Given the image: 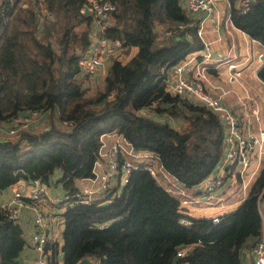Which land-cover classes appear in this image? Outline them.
<instances>
[{"label":"trees","instance_id":"trees-1","mask_svg":"<svg viewBox=\"0 0 264 264\" xmlns=\"http://www.w3.org/2000/svg\"><path fill=\"white\" fill-rule=\"evenodd\" d=\"M109 1L115 9L99 35L118 39L122 53L137 50L124 62L111 58L88 93L79 59L92 42V17L80 9L90 0H0V123L29 109L50 111L41 129L0 138V192L19 179L49 184L60 172L54 181L71 197L61 243L46 244L48 264H58L59 252L62 264L84 257L98 264H244L243 249L261 229L264 161L246 196L217 222L183 212L142 163L119 194L104 191L106 204L75 201L77 180L93 176L104 133L123 136L186 188L214 170L226 145L217 112L166 88L168 69L202 47L195 26L168 37L157 32L189 21L181 0ZM242 5L230 0L233 25L264 46V0ZM257 75L264 82V63ZM25 243L21 222L0 210V264H23L17 258Z\"/></svg>","mask_w":264,"mask_h":264},{"label":"built area","instance_id":"built-area-1","mask_svg":"<svg viewBox=\"0 0 264 264\" xmlns=\"http://www.w3.org/2000/svg\"><path fill=\"white\" fill-rule=\"evenodd\" d=\"M184 7L188 11H200L205 16L196 26V35L202 41L200 49L202 61H210L215 58L210 42L203 40V21L210 19L219 22L217 6L219 3L230 4V0H183ZM249 0H242V8L248 6ZM88 15L92 17V23L96 30L101 31L108 23L110 14L115 9V4L109 0H90ZM82 10V8L80 9ZM226 22L233 25L228 12ZM189 23L177 22L171 27H163L159 36L168 37L174 35L179 30L184 29ZM95 30V31H96ZM93 31V29H91ZM94 31V32H95ZM97 32V31H96ZM98 42H91L90 47L79 59L81 70L90 78H94L104 61L117 57L121 53V45L118 39H110L99 36ZM189 62L184 58L174 64L167 71L166 88L172 94L186 96L194 101L201 102L206 107L217 112L225 124V144H227L223 159L217 165V172H211L201 182L199 192L192 194L174 176L168 173L161 165L157 164L149 154L138 152L133 145L123 136L116 132L104 133L100 136L98 148V159L94 162L93 176L88 180L91 187L79 189L74 195L75 201L89 203L93 200L92 195L101 194V202L104 200V191L114 188L115 193L119 194L122 186L127 182L129 173L142 163L145 169L160 182L165 189L178 199L179 207L183 212L189 206L205 207L214 204H221L223 187L225 185L226 172L233 170L236 179L240 182L243 192H248L252 182L258 175L264 161V122L258 124L257 130L249 131L247 134L241 132L240 117L228 108L222 101L226 91L221 90L214 93L208 89L204 83V73L201 71L198 77H187L186 67ZM235 64L227 65V80L237 82L241 87V93L236 94V99L243 109L247 104H252V115L259 121L260 110L257 97L252 95L247 87L242 84L240 70L234 69ZM204 69V67H202ZM49 110L29 109L13 116L9 121L0 123V135L13 136L20 131L34 129L41 124V117H45V122ZM105 136H109L111 141L106 143ZM3 138V137H1ZM104 158L103 168L98 169L100 159ZM116 184V186H114ZM70 194L64 192L61 197L50 195L48 184L38 178L29 180V188L23 191L21 188H13L11 199L0 202V210L9 218L19 220L22 211L31 215L33 230L29 235V245L38 253L31 264H48L49 251L46 244L57 239L51 233L52 227L56 228V233L60 236L58 226L63 224L61 215ZM95 199V198H94ZM63 207L55 209V206ZM100 202V203H101ZM258 209L261 217L260 234L252 245L253 264H264V196L258 201ZM219 214L211 216L213 222L219 220ZM182 222L188 223L187 219L182 218ZM102 227V224L99 225ZM184 249H179L176 256H182ZM184 263V262H183ZM93 264H98L94 262Z\"/></svg>","mask_w":264,"mask_h":264},{"label":"crops","instance_id":"crops-1","mask_svg":"<svg viewBox=\"0 0 264 264\" xmlns=\"http://www.w3.org/2000/svg\"><path fill=\"white\" fill-rule=\"evenodd\" d=\"M181 3L189 19L188 26H195L196 29V26L198 25L199 21L205 16V14L200 11H188L184 7L183 0H181ZM229 8L230 4L219 3V5L217 6L219 22L211 21L210 19H205L203 21L202 39L210 42L215 58L210 61H202V55L200 52L201 48L187 53L184 57L189 59L186 67V75L190 78L198 77L200 76V73L202 71L205 77L204 83L208 89H210L214 93L221 90L226 91V93L222 96V101L228 108H230L236 115L240 117V125L242 127L241 132L243 134H247L249 131L257 130L258 124L260 122H264V82L257 75L259 68L264 63V46L258 40L250 37L241 29L226 22L225 18L229 12ZM161 28L163 27H157V30L160 32ZM91 29H93V31H91L92 42L97 43V38H99L100 36L99 31L96 30V27L93 23L91 24ZM200 41L202 40L200 39ZM132 49V53L134 54L137 49L135 47ZM230 63L235 64L234 69L240 70L239 80H241L242 84L247 87L252 95L257 97L260 110L259 121L255 120L252 115V104H247V108L243 109L238 103L236 94L241 93V87L237 82H229L226 79L227 65ZM108 64L109 60L104 61L100 66L96 76L91 79L94 82V87L96 83H101ZM202 67H204V69H202ZM45 117L46 116L41 117L42 123H39V125L45 123ZM158 118L160 119V117ZM165 118L166 117H161V119ZM169 120L173 125L176 126L181 123V120L173 118H170ZM1 137L6 138V136L2 134L0 135V138ZM105 140L106 143L109 144L111 138L109 136H105ZM226 146L227 144L225 145V148ZM225 148L223 149L220 160L223 159ZM218 163L216 164L212 173L217 172ZM103 164L104 158H101L98 169L103 168ZM59 173L60 172L57 171L53 174V177L48 184V192L50 195L61 197L64 193V189L62 188L60 183H56L54 181ZM226 174L227 176L225 178V185L223 187V200L221 204H214L205 207L189 206L188 209H185V213L191 216L211 217L213 215L222 214L223 212L230 211L236 208L237 205L246 196L247 191H242L240 182L238 181V179H236V173L233 170L226 172ZM77 186L79 189H83L85 187H91V183L88 178L78 179ZM114 186H116V184ZM199 187L200 183L192 188H189L188 191L192 194H197L199 192ZM13 188H21L23 191H26L29 188V180L19 179L17 182L0 192V202L9 201L11 199ZM92 198L101 199L102 195L95 193L92 195ZM60 207L62 209L63 204L60 206H55L54 208L59 209ZM19 221L21 222L24 233H26L25 235L23 234L26 243L20 253L22 258L21 262L23 264H31L32 260L38 255V253L29 245V235L33 230L31 215L26 211H22ZM61 226L62 224L57 227L58 231L60 230V236L57 235L55 227H52V229L50 230L51 233L57 236V239L55 238V240L52 241L61 243ZM243 251L244 264H253L254 256L252 252V246L244 248ZM57 256L59 260L58 264H62L60 252ZM90 260L93 261L92 259Z\"/></svg>","mask_w":264,"mask_h":264},{"label":"rangeland","instance_id":"rangeland-1","mask_svg":"<svg viewBox=\"0 0 264 264\" xmlns=\"http://www.w3.org/2000/svg\"><path fill=\"white\" fill-rule=\"evenodd\" d=\"M21 1H27V3H30V0H21ZM80 11H82V10H80ZM88 14V13H87ZM132 48H134V46L133 47H131L130 49H129V52L126 54V53H120L121 55H119L118 56V58L122 61V62H124L125 60H126V58L128 59L133 53H132ZM136 48V47H135ZM99 84H95V87H97ZM87 92L88 93H93L94 91V82L91 80V79H89V84L87 83ZM45 124H48L47 122H45V123H43L42 125H39L38 127H35L34 129H41L42 127H44V125ZM46 126V125H45ZM8 137V136H7ZM12 137V136H11ZM23 234L25 235L26 233H24V231H23ZM26 238H27V236H26Z\"/></svg>","mask_w":264,"mask_h":264},{"label":"water","instance_id":"water-1","mask_svg":"<svg viewBox=\"0 0 264 264\" xmlns=\"http://www.w3.org/2000/svg\"><path fill=\"white\" fill-rule=\"evenodd\" d=\"M88 12H89V7H88L87 4H84V5L82 6L81 14H82V15H87ZM107 202H108L107 200H104V201L101 202V204H106ZM63 228H64V224H62V226H61V230H63ZM17 261H19V262L22 261L21 256H19V257L17 258ZM77 264H93V261H91V260H90L89 258H87V257H84V258H82L80 261H78ZM181 264H188V263L184 262V263H181Z\"/></svg>","mask_w":264,"mask_h":264},{"label":"clouds","instance_id":"clouds-1","mask_svg":"<svg viewBox=\"0 0 264 264\" xmlns=\"http://www.w3.org/2000/svg\"><path fill=\"white\" fill-rule=\"evenodd\" d=\"M94 263V262H93Z\"/></svg>","mask_w":264,"mask_h":264}]
</instances>
